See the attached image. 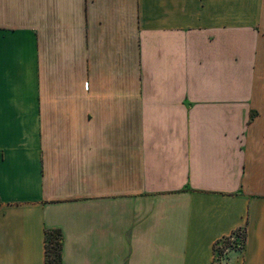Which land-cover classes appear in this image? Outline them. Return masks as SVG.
I'll return each instance as SVG.
<instances>
[{
  "label": "crops",
  "instance_id": "crops-1",
  "mask_svg": "<svg viewBox=\"0 0 264 264\" xmlns=\"http://www.w3.org/2000/svg\"><path fill=\"white\" fill-rule=\"evenodd\" d=\"M55 232L61 264H264V0H0V264Z\"/></svg>",
  "mask_w": 264,
  "mask_h": 264
},
{
  "label": "trees",
  "instance_id": "trees-1",
  "mask_svg": "<svg viewBox=\"0 0 264 264\" xmlns=\"http://www.w3.org/2000/svg\"><path fill=\"white\" fill-rule=\"evenodd\" d=\"M61 249V232L50 234L46 244V263L61 264Z\"/></svg>",
  "mask_w": 264,
  "mask_h": 264
},
{
  "label": "rangeland",
  "instance_id": "rangeland-1",
  "mask_svg": "<svg viewBox=\"0 0 264 264\" xmlns=\"http://www.w3.org/2000/svg\"><path fill=\"white\" fill-rule=\"evenodd\" d=\"M243 231H239L237 233V237H236V241L234 242V240H232V238H225L222 240L221 244L218 246L219 247V254L222 256L224 253H226V251L229 249V248H239L238 245H241L242 246V243L243 242Z\"/></svg>",
  "mask_w": 264,
  "mask_h": 264
},
{
  "label": "built area",
  "instance_id": "built-area-1",
  "mask_svg": "<svg viewBox=\"0 0 264 264\" xmlns=\"http://www.w3.org/2000/svg\"><path fill=\"white\" fill-rule=\"evenodd\" d=\"M232 240H234V239H232Z\"/></svg>",
  "mask_w": 264,
  "mask_h": 264
}]
</instances>
